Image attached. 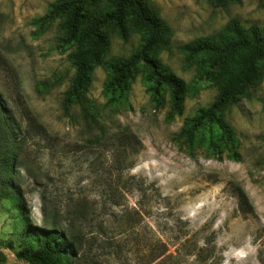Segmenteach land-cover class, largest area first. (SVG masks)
<instances>
[{"label": "rangeland", "instance_id": "obj_1", "mask_svg": "<svg viewBox=\"0 0 264 264\" xmlns=\"http://www.w3.org/2000/svg\"><path fill=\"white\" fill-rule=\"evenodd\" d=\"M55 1L0 0V100L21 125L18 181L32 222L44 226L57 217L76 231V264H264V77L224 111L241 141V161L218 160L203 145L190 151L180 136L219 91L204 80L194 90L202 69L188 65L182 48L233 20L264 27V0H147L172 30L159 57L187 84L183 113L167 122L169 95L156 107L139 75L131 107L102 118L109 133L128 128L139 141L97 144L87 142L99 131L94 123L78 108L69 116L62 107L74 75L71 49L62 46L60 19L39 22ZM111 37L108 59L129 57L142 40L136 31ZM107 76L97 67L88 92L99 106ZM21 236L19 211L0 199V248L18 245ZM3 251L7 264H26Z\"/></svg>", "mask_w": 264, "mask_h": 264}, {"label": "trees", "instance_id": "obj_2", "mask_svg": "<svg viewBox=\"0 0 264 264\" xmlns=\"http://www.w3.org/2000/svg\"><path fill=\"white\" fill-rule=\"evenodd\" d=\"M218 4L236 0H214ZM39 22L49 24L62 21L61 42L71 49L69 59L74 67L70 85L64 92L62 107L69 116L77 115L95 125L88 143L97 144L125 138L137 143L139 138L128 128L109 133L103 121L106 110L120 112L131 107L129 95L136 78L142 81L150 94L151 102L159 107L167 102V122L183 113L187 84L159 57L170 47L172 30L160 12L147 0H56ZM132 31L142 35L141 44L129 57L108 59L113 32L127 39ZM188 65L198 62L201 72L196 76L194 90L200 81L218 85L215 100L201 107L188 118L180 136L185 146L194 151L205 146L218 160L239 162L241 141L224 111L236 104L249 92V87L264 77V27L245 28L233 20L223 31L201 38L182 48ZM103 66L107 71L103 93L104 106L88 97L95 69ZM193 90V91H194ZM21 125L5 103L0 100V199H8L19 211L22 222V239L18 245L6 242L4 248L13 252L17 262L26 264H76L80 260V237L71 227H64L55 219L47 225L31 220L21 183L18 181L17 156L22 144L19 139ZM131 166L128 165L127 168ZM143 191V185L138 186ZM144 192V191H143ZM0 248V264H7V255Z\"/></svg>", "mask_w": 264, "mask_h": 264}]
</instances>
